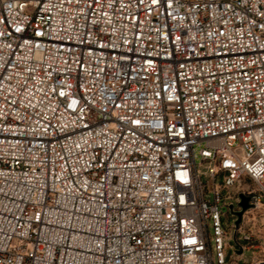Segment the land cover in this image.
I'll use <instances>...</instances> for the list:
<instances>
[{
  "label": "built area",
  "instance_id": "1",
  "mask_svg": "<svg viewBox=\"0 0 264 264\" xmlns=\"http://www.w3.org/2000/svg\"><path fill=\"white\" fill-rule=\"evenodd\" d=\"M240 193L264 207V0H0V264H242Z\"/></svg>",
  "mask_w": 264,
  "mask_h": 264
},
{
  "label": "rangeland",
  "instance_id": "2",
  "mask_svg": "<svg viewBox=\"0 0 264 264\" xmlns=\"http://www.w3.org/2000/svg\"><path fill=\"white\" fill-rule=\"evenodd\" d=\"M197 162L200 164L201 160L200 158H197ZM206 164L201 165L202 172L205 171ZM204 177V176H203ZM205 183L206 178L204 177ZM253 186L251 183L245 184V186ZM239 189L237 187L234 188H228L224 194L227 196L229 195L230 198L233 197V202H237V193ZM225 212H227V218L223 217V222L226 225L227 222H229L230 226H233L234 224V218L231 214L230 210L225 209ZM225 229L228 231V238L225 240V252L228 256V259H230L234 256L237 257L234 252V246H235V240H234V229L225 227ZM248 232L251 234L256 240L257 243L260 244L259 249L252 250V252H247V258L245 259V263L242 264H264V207L257 208L254 210H250L249 212L245 213L244 220L242 223V234L239 235V237L243 236V233ZM231 256V257H230ZM231 264H236L235 262Z\"/></svg>",
  "mask_w": 264,
  "mask_h": 264
},
{
  "label": "water",
  "instance_id": "3",
  "mask_svg": "<svg viewBox=\"0 0 264 264\" xmlns=\"http://www.w3.org/2000/svg\"><path fill=\"white\" fill-rule=\"evenodd\" d=\"M239 197L241 199V201L239 202V206L241 207V210L235 211L233 209V206H230L231 213L237 217L235 221L237 227H239L243 223L245 213L249 211L251 208H253V204L250 203L249 196L245 195L244 193H240Z\"/></svg>",
  "mask_w": 264,
  "mask_h": 264
}]
</instances>
